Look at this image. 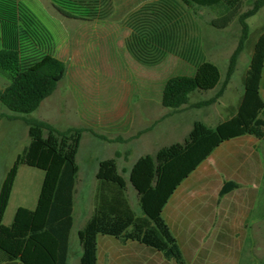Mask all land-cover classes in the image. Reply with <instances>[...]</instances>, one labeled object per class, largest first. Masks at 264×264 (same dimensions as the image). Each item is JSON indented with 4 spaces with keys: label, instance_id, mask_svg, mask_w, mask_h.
Masks as SVG:
<instances>
[{
    "label": "trees",
    "instance_id": "1",
    "mask_svg": "<svg viewBox=\"0 0 264 264\" xmlns=\"http://www.w3.org/2000/svg\"><path fill=\"white\" fill-rule=\"evenodd\" d=\"M181 1L189 7L217 10L219 15L213 23L221 28L237 16L242 36L223 80L216 63L202 60L197 63L195 73L175 75L165 82L161 101L173 109L188 104L191 93L196 90H211L221 85L214 97L196 106L213 103L223 94L249 34L247 19L264 6V0H254L250 9L242 11L244 0ZM160 2L144 6L132 22L127 46L142 64L158 62V51L165 47L169 35L171 12ZM53 3L66 17L102 19L111 12V0H53ZM0 67L11 72L9 84L0 87V102L11 111L24 114L38 109L57 88L67 70L66 63L51 53L38 59L22 60L13 46L0 49ZM263 73L264 31L255 43L244 78V96L236 115L215 127L196 120L183 142L164 146L155 156H142L133 165L130 177L138 191L144 217L136 216L120 197L126 180L119 172L117 159L100 162L97 177L117 184L119 191L100 194L93 216L79 230L83 246L80 264H97L99 234L138 240L163 251L166 257L174 258L179 264H187L177 238L163 217L164 206L181 182L223 141L244 134L264 138V119L260 116L264 109ZM25 122L30 141L0 186V264L15 259L24 264H66L73 226L74 187L79 171L77 154L85 129L73 126L62 130L35 117L25 118ZM21 164L43 169L45 175L36 208L20 206L13 222L7 225L4 218ZM238 186L233 180L227 181L221 194Z\"/></svg>",
    "mask_w": 264,
    "mask_h": 264
},
{
    "label": "rangeland",
    "instance_id": "2",
    "mask_svg": "<svg viewBox=\"0 0 264 264\" xmlns=\"http://www.w3.org/2000/svg\"><path fill=\"white\" fill-rule=\"evenodd\" d=\"M160 1L171 12L169 35L165 47L158 51V62L154 65L142 64L127 46L132 22L139 9ZM253 2L244 0L242 11L250 9ZM218 15L215 9L189 7L181 0H111V12L106 18L89 19L64 16L57 10L53 0H0V49L13 46L20 52L22 60L38 59L47 53L62 59L67 65V74L58 84L57 92L59 95L66 91L72 92L69 103L73 109L67 113L63 102L59 100L51 113L59 127L75 123V127L85 129L87 123L100 120L106 106L122 97L121 92L141 89L147 97L158 99L170 77L195 73L197 63L202 60L216 63L225 77L230 58L241 40L242 25L236 16L226 27H218L213 23ZM247 21L249 34L238 56L232 85L223 102L196 106V103L215 95L217 89L192 92L186 107L174 111L160 123L153 135L147 137V141L144 140L139 149L132 153L131 162L142 151H153L155 143L159 144V139L164 136L167 141L162 143L168 145L182 141L195 120L207 121L206 115L216 108L220 112L211 123L230 115L222 108L230 95L238 96L243 91L242 75L247 72L255 43L264 31V6ZM10 81L11 72L0 67V87L4 88ZM158 106L156 114L163 112L160 109L164 110L161 102ZM37 114V110L30 114L16 113L0 102V186L17 156L30 141L25 118H36ZM84 132L77 157L82 170L91 162L88 157L94 158V154L101 151L97 141H90ZM261 144L260 149L264 153V140ZM115 146L110 145L113 149ZM262 162L264 167V156ZM43 176V169L26 164L19 166L5 224L13 222L23 197L27 192L32 194V190L33 194L36 192ZM125 177L128 178L129 174H125ZM255 187L258 188L259 210L264 212V176ZM90 194L88 190L74 192L75 211L85 215L90 213ZM127 195L135 207L136 216L144 217L138 198ZM77 226L78 221L72 231L74 252L80 248ZM239 264H264V252L243 256Z\"/></svg>",
    "mask_w": 264,
    "mask_h": 264
},
{
    "label": "crops",
    "instance_id": "3",
    "mask_svg": "<svg viewBox=\"0 0 264 264\" xmlns=\"http://www.w3.org/2000/svg\"><path fill=\"white\" fill-rule=\"evenodd\" d=\"M233 74L223 94L213 103L206 105H218L223 102L232 85ZM245 75L246 73L242 75L243 91L238 96L235 94L230 95L223 106L224 108H222L223 111L230 112V115L211 123L212 119L217 117V114L220 112L216 108L206 115L207 121H204L205 123L215 127L219 123L236 115L245 92ZM218 87L213 89H217L218 92L220 89ZM57 91L56 88L51 95L41 102L37 109L38 114L36 118L48 121L62 130L76 126L75 123H68L66 126L59 127L55 116L51 113L55 103L59 100L63 102L67 113L73 109L72 104L69 103L73 96L72 92L66 91L63 95H59ZM121 94L122 97L118 98L115 103L106 106L107 109L101 113L99 121L87 123L85 127L84 134H86V137L90 141L96 140L101 151H97L98 155H96L97 153L94 154V158L88 157L91 162L88 163V167L85 170H82L77 158L79 171L74 190L75 192L77 190H88L91 192L90 203L88 205L90 213L85 215L83 212L75 211L74 202L73 226L69 237L66 264H80L83 254L80 237V248L76 252L72 250V231L75 223L78 221L77 232L79 235V230L93 216L100 194L106 195V193L111 191H119L118 186L114 183L101 180L97 177L100 162L109 158L117 159L119 172L126 180V188L122 190L120 197L122 200H126L127 204L135 212V207L128 200L127 195L136 196L139 200L138 191L131 181V169L140 157L148 154L155 156L159 149L168 146V144L162 143L167 141V139L165 136L160 138L159 144L155 143L153 151H142L133 162L130 161L132 153L139 149L144 140L147 141V137L149 138V136L153 135V132L158 129L160 123L167 119L174 111L183 110L186 107L185 105H187L185 104L179 109L164 106L161 101L162 95L159 97L160 99H157V97L156 99H151L141 89H136L132 92L127 90L121 92ZM261 96L264 99V73L261 83ZM203 101L206 100L200 102ZM160 102L164 110L160 109L163 112L156 114L155 111L159 107L158 103ZM260 116L264 119V109L261 111ZM192 128L193 125L184 136V139L178 142H183ZM263 140L264 138L244 134L223 141L186 178L188 179L187 182H184L186 179L181 182L165 204L163 217L177 238L187 264H239L243 256L263 254L264 212L259 210L257 200L258 188L255 187L264 176L262 164L264 153L260 149ZM156 141L154 140V142ZM82 142L83 136L80 148ZM110 145L116 146L113 149ZM104 148L105 152H103ZM125 174H129V177L126 178ZM88 176L90 178H86ZM231 180L237 182L239 186L232 191L221 194V189L225 182ZM42 183L34 194L33 190L32 194L27 192L26 196L23 197V203L19 207L36 208ZM1 264L24 263L20 259H15L2 262ZM97 264L179 263L174 258L166 257L163 251L138 240H123L113 235L99 234Z\"/></svg>",
    "mask_w": 264,
    "mask_h": 264
}]
</instances>
